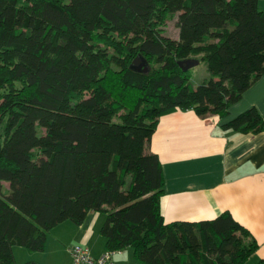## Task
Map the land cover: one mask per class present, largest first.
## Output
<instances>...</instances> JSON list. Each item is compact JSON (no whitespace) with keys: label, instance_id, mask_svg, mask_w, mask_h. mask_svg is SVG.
I'll return each mask as SVG.
<instances>
[{"label":"trees","instance_id":"trees-1","mask_svg":"<svg viewBox=\"0 0 264 264\" xmlns=\"http://www.w3.org/2000/svg\"><path fill=\"white\" fill-rule=\"evenodd\" d=\"M187 58L208 73L196 86ZM263 72L258 0H0V264L89 211L105 214V249L135 264H244L258 243L227 211L165 221L147 147L161 115L222 117ZM222 127L254 134L264 120L251 107Z\"/></svg>","mask_w":264,"mask_h":264},{"label":"crops","instance_id":"crops-1","mask_svg":"<svg viewBox=\"0 0 264 264\" xmlns=\"http://www.w3.org/2000/svg\"><path fill=\"white\" fill-rule=\"evenodd\" d=\"M258 7L264 10V0H258ZM207 76L204 73L194 86ZM251 107L264 120V72L222 117L199 116L191 109L180 108L161 115L147 149L158 156L162 165L160 208L165 221L212 219L227 211L258 243L244 264H264V130L251 134L222 127ZM100 213L89 211L80 225L63 221L49 234L58 232L56 242L67 243V249L71 243L83 244L93 257H98L105 252L104 238L99 233L105 214ZM66 227L72 242L59 236ZM49 240L47 237L46 243ZM112 259L108 264H133L131 252Z\"/></svg>","mask_w":264,"mask_h":264},{"label":"rangeland","instance_id":"rangeland-1","mask_svg":"<svg viewBox=\"0 0 264 264\" xmlns=\"http://www.w3.org/2000/svg\"><path fill=\"white\" fill-rule=\"evenodd\" d=\"M165 35L172 39H175L178 37V28L176 26L175 17L166 21ZM190 71H191L190 73H191V80H192L193 85H194V82H196L197 80H201L204 73H206L205 66L201 62H199L197 65L193 66L192 68H190ZM1 130H0V135H1ZM100 214H102V212ZM57 233L58 232H56V234H53V235L51 234L47 235V237H50V240L48 241V243H46L45 249L43 251L30 252L24 247L14 246L13 254L15 257V263L17 262L16 264H24V262L28 260H34L42 264H72V258L69 252L70 248L67 249V246H68L67 243L63 244V243L56 242V238H58ZM59 236H61V239L64 241H68V242L73 241V238H69L72 236V234L68 227H66V229H64L61 233H59ZM71 244L74 245V243H71ZM128 252L129 253L131 252L132 254V249L130 248L123 249L120 252L121 254L120 253L116 255L114 254L112 260L118 259L121 256H125L126 253ZM34 256L36 258H33ZM132 262L133 264H135L134 260H132ZM248 264H254V263L249 262Z\"/></svg>","mask_w":264,"mask_h":264},{"label":"built area","instance_id":"built-area-1","mask_svg":"<svg viewBox=\"0 0 264 264\" xmlns=\"http://www.w3.org/2000/svg\"><path fill=\"white\" fill-rule=\"evenodd\" d=\"M73 264H108L115 253L120 251H105L100 257L93 258L86 245L76 244L69 249Z\"/></svg>","mask_w":264,"mask_h":264},{"label":"water","instance_id":"water-1","mask_svg":"<svg viewBox=\"0 0 264 264\" xmlns=\"http://www.w3.org/2000/svg\"><path fill=\"white\" fill-rule=\"evenodd\" d=\"M134 65H138L140 64L142 66V71L143 72H147V65H145L144 62L141 61L140 58H135L132 62ZM198 63V61L195 59V58H187V59H184V60H180L178 61V65L180 66V68L183 70V71H186L190 68H192L194 65H196Z\"/></svg>","mask_w":264,"mask_h":264},{"label":"bare ground","instance_id":"bare-ground-1","mask_svg":"<svg viewBox=\"0 0 264 264\" xmlns=\"http://www.w3.org/2000/svg\"><path fill=\"white\" fill-rule=\"evenodd\" d=\"M147 69H148V68H147ZM74 245H75V244H74ZM72 246H73V245H72ZM72 246H71V247H72ZM71 247H70V248H71ZM105 251H113V250H106V249H105ZM115 254H116V253H115ZM90 255H91V253H90ZM91 256H92V255H91ZM100 256H101V255H100ZM100 256H98V257H100ZM92 257H93V256H92ZM93 258H97V257H93ZM72 264H73V262H72Z\"/></svg>","mask_w":264,"mask_h":264}]
</instances>
